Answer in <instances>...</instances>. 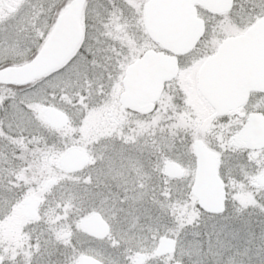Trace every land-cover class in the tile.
Returning a JSON list of instances; mask_svg holds the SVG:
<instances>
[{"label": "snow or ice", "instance_id": "snow-or-ice-1", "mask_svg": "<svg viewBox=\"0 0 264 264\" xmlns=\"http://www.w3.org/2000/svg\"><path fill=\"white\" fill-rule=\"evenodd\" d=\"M0 264H264V0H0Z\"/></svg>", "mask_w": 264, "mask_h": 264}]
</instances>
